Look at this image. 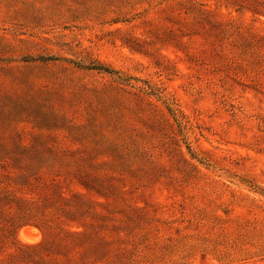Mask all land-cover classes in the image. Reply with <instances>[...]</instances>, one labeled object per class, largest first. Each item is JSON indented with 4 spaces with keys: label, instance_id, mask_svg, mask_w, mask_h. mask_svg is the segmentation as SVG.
I'll use <instances>...</instances> for the list:
<instances>
[{
    "label": "rangeland",
    "instance_id": "1",
    "mask_svg": "<svg viewBox=\"0 0 264 264\" xmlns=\"http://www.w3.org/2000/svg\"><path fill=\"white\" fill-rule=\"evenodd\" d=\"M0 264H264V0H0Z\"/></svg>",
    "mask_w": 264,
    "mask_h": 264
}]
</instances>
